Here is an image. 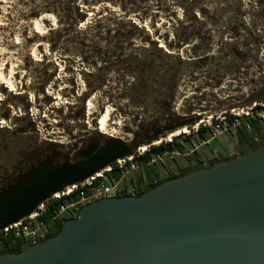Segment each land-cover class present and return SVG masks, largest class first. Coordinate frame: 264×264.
<instances>
[{
	"label": "rangeland",
	"instance_id": "374dc122",
	"mask_svg": "<svg viewBox=\"0 0 264 264\" xmlns=\"http://www.w3.org/2000/svg\"><path fill=\"white\" fill-rule=\"evenodd\" d=\"M262 95L264 0H0V188L36 153L144 147L177 125L152 143L183 145L176 135ZM193 143L165 165L238 154L228 131Z\"/></svg>",
	"mask_w": 264,
	"mask_h": 264
},
{
	"label": "water",
	"instance_id": "95a60500",
	"mask_svg": "<svg viewBox=\"0 0 264 264\" xmlns=\"http://www.w3.org/2000/svg\"><path fill=\"white\" fill-rule=\"evenodd\" d=\"M182 125L155 130L147 145ZM109 137L74 161L58 151L0 188V230L137 147ZM0 264H264V145L165 181L140 196L87 204L52 238Z\"/></svg>",
	"mask_w": 264,
	"mask_h": 264
},
{
	"label": "built area",
	"instance_id": "2783aa9c",
	"mask_svg": "<svg viewBox=\"0 0 264 264\" xmlns=\"http://www.w3.org/2000/svg\"><path fill=\"white\" fill-rule=\"evenodd\" d=\"M250 120L264 123V102H253L240 109H231L228 114L224 112L222 116L200 121L195 125L193 132L196 133L200 126L205 128L208 133L207 141L202 143L205 144L219 138L227 131L233 135L241 126L249 130ZM171 140L169 138L166 143H171ZM159 144L161 141L144 147L139 146L131 156L116 160L82 183L67 187L64 191L52 195L33 214L0 230V248L10 247L18 242L26 246L38 244L48 237L49 229L56 221L76 218L81 207L87 204L101 199L135 196L136 188L127 183L131 174L151 166L164 167L166 163L174 160V156L179 155L175 152L151 153L150 147ZM192 151L194 150H190V153ZM202 165L204 168L208 167V164ZM113 171L119 172L117 179L110 178L109 175ZM152 183L155 184L156 181ZM146 185V179H142V187ZM49 205H52L50 218L46 221L41 220Z\"/></svg>",
	"mask_w": 264,
	"mask_h": 264
},
{
	"label": "trees",
	"instance_id": "16d2710c",
	"mask_svg": "<svg viewBox=\"0 0 264 264\" xmlns=\"http://www.w3.org/2000/svg\"><path fill=\"white\" fill-rule=\"evenodd\" d=\"M253 99H249V103H253V102H264V95L257 97L255 99V97H252ZM250 124V129L246 130L244 126L238 127L235 131V133L233 135L236 136V141H237V147H238V154L239 155H244L247 154L249 152H252L254 150H256L258 147H260L261 145H264V126L262 123H259L257 121H253L250 120L249 121ZM186 126L190 127L193 126V123H187ZM190 136H194L195 140L192 141ZM178 137H180L182 140H184V144L180 145L176 143V138L174 137L171 140V143H161L158 146H154V147H150V152L154 153V154H161L163 152H175L181 156H185V154H187V150L189 148L193 147V142H195L196 144H202L204 142L207 141L208 139V134L205 128L203 127H199L197 132L194 133L193 131L191 132V134L189 135H184V134H180ZM194 156L192 157V159L190 158H185V163L183 162V164L181 165V167L179 166H166L164 165V167H162V169H164V176H161V174L156 175V173L153 172V168L154 169H158L154 166L151 167H147L143 170H141L140 172L142 173L141 175H139L136 179V183L131 184L133 187L136 188V193L135 196H140L142 193H144L145 191L150 190L151 188L165 182V181H169L172 180L174 178H177L179 176L188 174L190 172H193L195 170L198 169H202L204 168L202 165V162L200 161L199 157L197 156V153H195L194 151H192V153ZM43 155L42 152L40 153H36V155L30 159L29 162H27L24 165V170L25 171L31 164H35V162L37 160H39V158ZM235 156H227V157H223L220 159H212L210 161V164L208 165V167H211L214 163L220 162V161H229L232 160ZM174 162V160H173ZM172 162V163H173ZM207 167V168H208ZM21 171V172H23ZM21 172H15L14 175H12L11 177H9V179H7L6 181H4L5 183L3 184V186L9 184L10 182H12V180ZM110 178L112 179H117L119 177V172L118 171H113L110 175ZM160 176V177H158ZM142 179H146L147 181V185L145 187H142ZM152 181H156L155 184L152 183ZM55 205V204H53ZM52 211V205H49L48 208L46 209L45 214L43 215V217L41 218V220H48L50 218V213ZM65 220H60V221H56L54 223V225H56V230L52 235H48V237L46 239L52 238L55 235H57V233L60 231L62 224ZM45 239V240H46ZM25 247H27L26 245H24L23 243H16L13 246L7 247L4 246L2 248H0V255L4 254V253H18L21 250H23Z\"/></svg>",
	"mask_w": 264,
	"mask_h": 264
},
{
	"label": "crops",
	"instance_id": "0c3cea01",
	"mask_svg": "<svg viewBox=\"0 0 264 264\" xmlns=\"http://www.w3.org/2000/svg\"><path fill=\"white\" fill-rule=\"evenodd\" d=\"M157 170H159L161 176H164V174H165L164 169H162V168H158ZM141 174H142V173H141L140 171H137V172L131 174V175L128 177V179H127V183H128V184L136 183V182H137V181H136L137 177H138L139 175H141Z\"/></svg>",
	"mask_w": 264,
	"mask_h": 264
},
{
	"label": "bare ground",
	"instance_id": "6f19581e",
	"mask_svg": "<svg viewBox=\"0 0 264 264\" xmlns=\"http://www.w3.org/2000/svg\"><path fill=\"white\" fill-rule=\"evenodd\" d=\"M107 113L104 114L103 116H101V120H100V125L102 126L103 129H105V125H106V119H107ZM182 132H186V130H183ZM176 134V133H175ZM172 136V135H171ZM170 137H168L169 139ZM167 139V140H168Z\"/></svg>",
	"mask_w": 264,
	"mask_h": 264
},
{
	"label": "flooded vegetation",
	"instance_id": "af4514ba",
	"mask_svg": "<svg viewBox=\"0 0 264 264\" xmlns=\"http://www.w3.org/2000/svg\"><path fill=\"white\" fill-rule=\"evenodd\" d=\"M96 142H98V141H96ZM100 144V143H99ZM76 158V157H75ZM74 158V160H77V159H75ZM74 160H71V161H74ZM55 230H56V225H53L50 229H49V234L48 235H52L54 232H55Z\"/></svg>",
	"mask_w": 264,
	"mask_h": 264
}]
</instances>
